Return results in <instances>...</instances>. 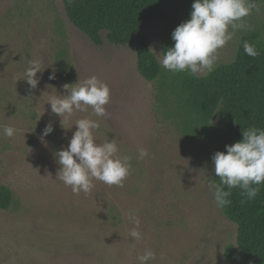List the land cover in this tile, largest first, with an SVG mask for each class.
<instances>
[{"label": "rangeland", "instance_id": "rangeland-1", "mask_svg": "<svg viewBox=\"0 0 264 264\" xmlns=\"http://www.w3.org/2000/svg\"><path fill=\"white\" fill-rule=\"evenodd\" d=\"M256 3L245 29L264 27V0ZM160 27L153 19L145 31L161 60ZM245 29L219 50L218 64L235 57ZM103 36L95 44L62 0H0V185L13 191L10 207L0 209V264H139L146 249L155 253L149 264H249L226 257L238 244V224L209 190V180L218 183L209 149L183 133L187 114L176 76L164 69L147 80L135 46ZM37 60L44 70L30 89L19 77ZM93 75L110 87L106 117L91 108L70 117L51 112V96L67 95L64 85ZM86 117L101 120L97 142L114 138L119 155L131 157L123 187L94 180L91 192L74 194L59 179L55 153ZM49 123L53 131L43 136ZM3 126L15 135L3 136ZM141 148L148 151L142 159ZM129 210L140 219V241L129 236Z\"/></svg>", "mask_w": 264, "mask_h": 264}, {"label": "trees", "instance_id": "trees-1", "mask_svg": "<svg viewBox=\"0 0 264 264\" xmlns=\"http://www.w3.org/2000/svg\"><path fill=\"white\" fill-rule=\"evenodd\" d=\"M70 21L95 44L107 40L116 45H134L140 74L153 81L163 75L160 59L151 48L146 23L160 21L162 54L174 45L172 32L190 18L194 0H62ZM249 28V27H248ZM242 33L229 62L219 63L205 75L175 73L184 95L187 120L183 133L200 140L210 151H225L226 145L242 139L243 130L264 129V27L250 26ZM254 44L256 57L244 53L243 43ZM219 184V177L218 183ZM227 190V189H226ZM231 204L224 214L238 224V244L226 249L229 260L264 264V184L251 201L233 188ZM13 191L0 185V209L10 207Z\"/></svg>", "mask_w": 264, "mask_h": 264}, {"label": "clouds", "instance_id": "clouds-1", "mask_svg": "<svg viewBox=\"0 0 264 264\" xmlns=\"http://www.w3.org/2000/svg\"><path fill=\"white\" fill-rule=\"evenodd\" d=\"M190 18L179 24L172 32L174 45L163 54L160 63L172 73L187 72L189 75L208 74L215 70L219 62V50L231 41L238 30L245 29V17L253 10L259 11L256 0H194ZM248 30H251L249 27ZM244 53L256 57V46L248 41L243 43ZM40 61H31L22 76L30 89L38 85L37 73H42ZM18 78V79H19ZM54 78V74L50 75ZM79 81V79H78ZM69 87L67 95L51 96V112L60 117H70L74 112H87L92 109L94 116L104 118L108 115L106 105L110 103L109 85L93 75L82 82ZM69 145L55 153L60 165L58 177L70 186L74 194H88L95 187L94 180L109 186L123 187L129 175L131 157L119 155V146L115 139L97 142L94 130L101 127L100 119L81 118L75 123ZM53 131L51 123L46 125L43 136ZM16 129L3 126L2 135L13 137ZM225 151H217L212 156L215 180L208 181L215 204L224 208L231 204L229 197L233 188L242 190L249 201L255 199L264 184V129L255 126L243 130L242 139L226 145ZM148 155L147 149L139 150L140 159ZM227 189V190H226ZM128 221L134 225L129 236L140 241L143 236L139 230L140 219L134 210L127 213ZM155 259V253L146 249L137 257L139 264H149Z\"/></svg>", "mask_w": 264, "mask_h": 264}]
</instances>
